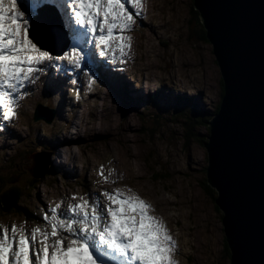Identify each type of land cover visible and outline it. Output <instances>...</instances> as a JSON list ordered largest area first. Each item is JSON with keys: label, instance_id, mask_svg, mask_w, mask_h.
<instances>
[{"label": "rangeland", "instance_id": "obj_1", "mask_svg": "<svg viewBox=\"0 0 264 264\" xmlns=\"http://www.w3.org/2000/svg\"><path fill=\"white\" fill-rule=\"evenodd\" d=\"M191 9L192 0H141L128 33L127 62L116 64L110 86L100 80L90 84L84 75L70 78L62 62V70L39 73L19 97L13 120L0 119L5 124L0 179L11 182L0 183V198L10 185L29 184L19 205L42 217L57 204L65 213L68 204L79 202L73 196L103 203V191L134 193L167 227L176 264H230L216 196L207 197L200 186L208 165L203 145L221 102L222 81L211 45L198 37L199 15L197 21ZM113 77L119 78L118 88ZM165 96L168 102L160 103ZM37 103L55 109L51 124L32 121ZM49 141L59 144L42 145ZM41 147L49 159H39L36 174L42 179L33 182L32 155ZM10 203L0 207V225L37 226L40 219L26 222Z\"/></svg>", "mask_w": 264, "mask_h": 264}, {"label": "snow or ice", "instance_id": "obj_2", "mask_svg": "<svg viewBox=\"0 0 264 264\" xmlns=\"http://www.w3.org/2000/svg\"><path fill=\"white\" fill-rule=\"evenodd\" d=\"M140 5L141 0H0V119L11 121L26 85L39 73L62 70L58 62L88 68L90 84L108 65L125 64ZM113 80L118 88L119 78ZM167 102L161 97L160 103ZM100 196L103 203L73 196L78 203L68 204L63 214L57 204L30 230L0 225V264H176L175 241L149 204L120 190ZM224 196L239 245L243 220L227 189Z\"/></svg>", "mask_w": 264, "mask_h": 264}, {"label": "water", "instance_id": "obj_3", "mask_svg": "<svg viewBox=\"0 0 264 264\" xmlns=\"http://www.w3.org/2000/svg\"><path fill=\"white\" fill-rule=\"evenodd\" d=\"M222 81V98L208 122L206 183L230 254V264H264V0H192ZM36 108L34 121L43 119ZM35 159V165L40 163ZM39 178L42 174H36ZM243 220V239L234 241L224 190Z\"/></svg>", "mask_w": 264, "mask_h": 264}, {"label": "trees", "instance_id": "obj_4", "mask_svg": "<svg viewBox=\"0 0 264 264\" xmlns=\"http://www.w3.org/2000/svg\"><path fill=\"white\" fill-rule=\"evenodd\" d=\"M191 10H192V13H193V17L197 19L198 12H196L193 9H191ZM197 21H198V19H197ZM197 33H199L198 37L201 40L206 41L205 31H204V28L202 27V25L199 27V30L197 31ZM154 96H156V95H154ZM154 96H153V98H154ZM189 106H192V108L194 107V109H195V103H193V104H191ZM217 109H218V107L216 108V111H217ZM199 119H201V117H199ZM2 175H3V173H0V176H2ZM0 182L3 183V185H5L7 181H5V179H0ZM200 186H201V190L203 191V193L207 197H213V195L215 196L214 190L211 189L207 185L206 180H203L202 182H200ZM7 194H8V196H7ZM7 194H4L5 196L0 198V207H3L5 205V204H3L4 202L5 203H7V202L10 203L12 201L10 204L13 205L12 209L14 210L15 213L28 215V213L24 209H21L18 206V202L20 201V198L22 196V189L17 184H15V185L10 186V188L8 189V193ZM224 247H225L226 251L229 252L228 251V246H227L226 243H225Z\"/></svg>", "mask_w": 264, "mask_h": 264}, {"label": "bare ground", "instance_id": "obj_5", "mask_svg": "<svg viewBox=\"0 0 264 264\" xmlns=\"http://www.w3.org/2000/svg\"><path fill=\"white\" fill-rule=\"evenodd\" d=\"M114 74H115V73H114ZM171 78H172V77H171ZM165 82H166V81H165ZM158 93H159V92H158ZM165 97H166V96H165ZM130 99H131V98H130ZM128 100H129V99H128ZM131 100H132V103H135V102H136V101H133V99H131ZM195 107H196V104H195ZM195 109H196V108H195ZM142 111H143V110H142ZM197 116H198V115H197ZM99 127H100V126H99ZM65 141H66V140H65ZM19 145H20V144H19ZM38 159H40V158H38ZM39 161H40V160H39ZM32 162H33V161H32ZM43 162H44V161H43ZM52 163H53V162H52ZM41 164H43V163L40 162V163H38L37 165L34 164V166H33V167H34V168H33L34 171H37ZM189 164H190V163H189ZM49 168L52 169L53 167L50 165ZM16 171H17V170H16ZM48 172H49V171H48ZM64 189H65V188H64ZM67 193H68V192H67ZM65 199H66V198H65ZM53 202H54V201H53ZM181 250H182V249H181Z\"/></svg>", "mask_w": 264, "mask_h": 264}]
</instances>
